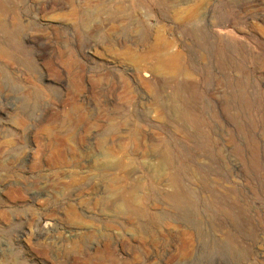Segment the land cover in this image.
Here are the masks:
<instances>
[{"label":"rangeland","instance_id":"374dc122","mask_svg":"<svg viewBox=\"0 0 264 264\" xmlns=\"http://www.w3.org/2000/svg\"><path fill=\"white\" fill-rule=\"evenodd\" d=\"M45 1L0 0V264H264V0Z\"/></svg>","mask_w":264,"mask_h":264},{"label":"bare ground","instance_id":"6f19581e","mask_svg":"<svg viewBox=\"0 0 264 264\" xmlns=\"http://www.w3.org/2000/svg\"><path fill=\"white\" fill-rule=\"evenodd\" d=\"M70 1H72V0H70ZM1 2H3V1H1ZM0 2V3H1ZM6 2V1H5ZM64 2V1H63ZM11 4V3H10ZM12 5V4H11ZM59 6H61V7H63V3L61 2V0L60 1H58V0H46L45 1V3H44V5L42 6V8H44V9H46V10H48L49 11V13H52V12H54L55 11V9H56V7H58L59 8ZM77 6V5H76ZM76 6H75V4L73 3L72 5H71V7H70V9L67 11V13H66V17L68 16V15H76L77 13H78V11H79V9L78 8H76ZM14 8V7H13ZM12 8V9H13ZM0 9L2 10V12L3 11H10V12H14L13 13V15L16 17V12L15 11H13V10H11V8H10V6L9 7H6V6H4V4H0ZM44 11V10H43ZM56 14V13H55ZM62 14V13H61ZM60 15V14H59ZM59 15H57V16H59ZM56 16V15H55ZM63 16V15H62ZM10 18H11V16H10ZM7 27V26H6ZM1 28H3V27H1ZM5 29V28H4ZM138 39H140V38H136V39H134V40H132L131 42H135L134 44H136L137 43V41H138ZM163 43V45H164V42H162ZM168 43V42H167ZM170 45V44H169ZM166 46L168 47V45L166 44L165 45V47H163V48H166ZM162 48V44H160V42H155L150 48H149V51L152 53V54H154V56H155V60H156V62H154L155 63V65H154V69L156 70L155 72H157V71H162V70H166V71H168V72H170L171 73V75H172V71L174 70V69H177L178 67V65H176L175 64V62H176V60L178 59V55L177 54H171V53H167V55H165V56H162L161 54H160V52H159V50H161V49H163ZM169 48V47H168ZM137 58V57H136ZM154 58V57H153ZM134 59V58H133ZM134 60H136V59H134ZM141 59L139 58V56H138V58H137V60H136V62H139ZM180 61V60H179ZM180 63V62H179ZM136 64V63H135ZM174 64L176 65V68H175V66H174ZM183 64H184V62H183ZM139 67V66H138ZM137 67V68H138ZM185 67L186 68H188L186 65H185ZM184 67V68H185ZM153 69V68H152ZM154 69H153V71H154ZM141 70H143V69H138V71H141ZM184 70V69H183ZM137 71V70H136ZM185 71V70H184ZM176 72V71H175ZM140 73H142V71L140 72ZM139 74V73H138ZM174 77V76H173ZM166 80V79H165ZM175 83V82H174ZM169 88V87H168ZM172 92V91H171ZM168 94V93H167ZM172 101V100H171ZM169 108H171V107H169ZM173 109V108H172ZM171 110V109H170ZM160 111V110H159ZM176 114V113H175ZM170 116V115H169ZM174 195V194H173ZM175 195H176V193H175ZM177 196V195H176ZM175 196V197H176ZM131 197V196H130ZM171 197V196H170ZM177 198V197H176ZM179 199V198H178ZM130 200V199H129ZM174 200V199H173ZM176 202H178L177 200H176Z\"/></svg>","mask_w":264,"mask_h":264}]
</instances>
